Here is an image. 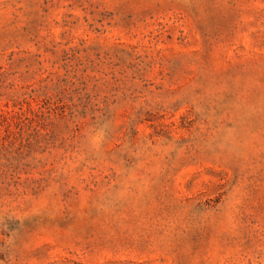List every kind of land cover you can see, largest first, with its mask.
Listing matches in <instances>:
<instances>
[{
	"label": "rangeland",
	"instance_id": "obj_1",
	"mask_svg": "<svg viewBox=\"0 0 264 264\" xmlns=\"http://www.w3.org/2000/svg\"><path fill=\"white\" fill-rule=\"evenodd\" d=\"M0 264H264V0H0Z\"/></svg>",
	"mask_w": 264,
	"mask_h": 264
}]
</instances>
